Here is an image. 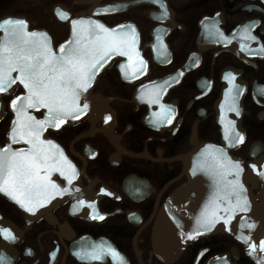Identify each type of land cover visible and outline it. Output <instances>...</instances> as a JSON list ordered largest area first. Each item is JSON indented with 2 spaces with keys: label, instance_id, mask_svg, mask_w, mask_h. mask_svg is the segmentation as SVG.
I'll return each instance as SVG.
<instances>
[{
  "label": "flooded vegetation",
  "instance_id": "1",
  "mask_svg": "<svg viewBox=\"0 0 264 264\" xmlns=\"http://www.w3.org/2000/svg\"><path fill=\"white\" fill-rule=\"evenodd\" d=\"M53 1L25 0L24 7L0 0V18L25 17L29 28L46 31L56 48L69 29L55 19L52 7L62 5L72 17L91 10L108 28L129 23L137 29L140 62L113 59L90 92L100 99L98 111L41 130L48 160L35 175L46 187L25 195L0 190V264H160L151 251L154 220L187 180L178 158L194 142H221L214 104L227 70L244 88L245 140L230 153L245 170L264 156V0H142L133 6L125 5L132 0ZM23 94L15 86L0 97L5 157L33 149L27 136H10L25 118L17 119L8 104ZM28 114L51 119L36 109ZM5 175L0 173V184ZM28 196L32 212L19 202L28 204ZM173 264L253 263L232 236L217 233L195 240Z\"/></svg>",
  "mask_w": 264,
  "mask_h": 264
},
{
  "label": "water",
  "instance_id": "2",
  "mask_svg": "<svg viewBox=\"0 0 264 264\" xmlns=\"http://www.w3.org/2000/svg\"><path fill=\"white\" fill-rule=\"evenodd\" d=\"M75 1L78 4H91L93 0ZM141 1L132 0L125 3V5H137ZM51 11L55 19L66 24L69 29L67 39L55 49L48 33L39 29L30 30L28 22L23 16H3L0 21L6 19L23 20L26 22V26L23 28L24 32L46 33L49 47L57 56L61 54V45L67 51L77 38L80 39L82 47L92 46L94 37L87 32L81 33L79 23L75 25L79 35L74 37L73 34V21H92L102 24L93 19L91 10L87 12V15L82 14L76 17H71L62 5H54ZM59 12L66 13L67 18H61L58 15ZM13 27L20 26L4 25L0 27V49L7 40L11 39L8 32ZM5 29L8 31H5ZM108 29L112 30V37L120 38L123 36L127 43L119 50L109 52L104 57L100 65L94 70L93 77L88 81L86 89H77L79 96L73 103L79 105V108L74 111L73 115L64 119L66 123L78 119L84 113H91L92 115L98 111L96 108L97 104L100 103V99L98 96H92L90 92L99 75L113 59L121 58L130 64L140 62L137 29L129 23ZM99 31L97 29V32ZM26 38L37 42L43 41V37L39 35ZM10 75L15 83H12L11 87H6L4 92H0V97L11 93L16 85L23 89L24 94L19 96L21 99L17 101L16 109L12 107L11 101L8 105L9 110L16 113V118L27 119L29 117L28 110L30 109L42 111L44 117L51 118L48 109L42 104H37L33 108L26 106L24 97L28 95V89L24 87L19 79H15L19 76V71L14 70ZM222 79L224 86L214 104L217 123L221 132V142L219 145L208 142H194L193 148L187 154L178 158L182 163V173L187 180L168 196L154 220L150 235L151 251L160 264L175 263L181 253L195 240L217 233L232 236L243 247L245 255L253 264H264V250L260 247L261 241H264V174H261L264 173V156L255 158L245 170L242 161L230 153L231 150L239 148L245 140L240 127L244 88L239 76L234 71H225L222 73ZM22 103L25 104V110L18 117L17 109L20 108ZM84 104L88 105L86 109L83 108ZM2 113L3 104L0 100V117ZM237 133L244 137L242 142H238ZM236 162H239V168L242 169L238 176L234 168ZM252 165L256 167L253 168ZM237 180L240 185H243V191L240 192L237 188V192H239L241 203L246 198V209L237 206V195L231 191L232 185ZM257 184L260 188L253 194L252 190ZM205 217L211 221L206 227L201 226ZM248 225L254 226L250 228Z\"/></svg>",
  "mask_w": 264,
  "mask_h": 264
},
{
  "label": "snow or ice",
  "instance_id": "3",
  "mask_svg": "<svg viewBox=\"0 0 264 264\" xmlns=\"http://www.w3.org/2000/svg\"><path fill=\"white\" fill-rule=\"evenodd\" d=\"M58 15L61 18H67L66 13L59 12ZM77 23L81 25V33L87 32L90 36L94 37L92 46L82 47L80 39L77 38L72 42L67 51L61 45V54L57 56L49 47L46 33L24 32L23 28L26 26V22L23 20L6 19L0 21V27L4 25L20 26L13 27L8 32L11 39L7 40L3 44L2 49H0V92H4L6 87H11V84L15 83L10 73L18 70L19 76L15 79H19L24 84V87L28 89V95L24 97L26 106L33 108L37 104H42L48 109L51 116V119L43 121L35 120L29 116L19 124V129L14 127L11 130L10 136L12 138L18 132L21 138L27 136L28 143L33 145V149L26 156H21V154L16 152L10 153L7 157L0 155V173L6 174L3 178V184H0V190L8 191L11 188L12 192H20L22 195H25L31 193L36 187H46V185L36 183L38 177L35 175L39 166L45 164L48 160V157L44 155L43 149L40 147V144L43 143V141H40L41 130L46 125L59 128L64 123L66 117L73 115L74 111L79 108V105L73 103L79 96L77 89H86L88 81L93 77L94 70L100 65L104 57L109 52L119 50L127 43V40L123 36L120 38L112 37V30L98 22L92 21H73L74 37L79 35L75 28ZM97 29L100 31L97 32ZM5 31L8 30L5 29ZM37 35L43 37V41L37 42L26 38ZM252 39H255V37H252ZM20 99L21 97L17 96L11 101L14 109H16L17 101ZM87 107V104L83 105L84 109ZM24 110L25 104L22 103L20 108L17 109V116L20 117L21 112H24ZM108 119H111V117H108ZM13 123L15 124L16 121ZM237 137L238 142H242L244 139L239 133H237ZM48 143L51 144L52 142L48 141ZM252 167L255 168L256 166L252 165ZM234 168L238 176L242 170L239 168V162L235 163ZM72 172L75 175L74 168ZM69 182H71V178H69ZM56 187L55 184H52L53 189ZM237 188H239L240 192L243 191V185H240L238 180L232 185L231 191L237 195V206L246 209L247 200L245 198L242 203L240 202ZM13 198L17 199L15 195ZM26 198L28 204H25V200L23 199L19 200V202L23 206H26L29 212L34 211V206H28L29 204H33L30 196ZM80 203H83V201ZM99 218L103 219V216ZM210 223L211 221L205 217L201 226L206 227ZM253 226L248 225L250 228ZM3 232L8 238H14L7 229H4ZM260 247L264 250V241H261ZM109 251L112 250L109 249ZM113 254L115 255L114 252ZM92 258L99 259L100 256L98 253H93Z\"/></svg>",
  "mask_w": 264,
  "mask_h": 264
},
{
  "label": "rangeland",
  "instance_id": "4",
  "mask_svg": "<svg viewBox=\"0 0 264 264\" xmlns=\"http://www.w3.org/2000/svg\"><path fill=\"white\" fill-rule=\"evenodd\" d=\"M13 1H16L18 3V6H24V4H28V3H25V0H13ZM53 1V0H52ZM55 1V0H54ZM53 1V2H54ZM35 3L37 2V0L34 1ZM24 3V4H22ZM50 4H48L49 6ZM25 7V6H24Z\"/></svg>",
  "mask_w": 264,
  "mask_h": 264
},
{
  "label": "bare ground",
  "instance_id": "5",
  "mask_svg": "<svg viewBox=\"0 0 264 264\" xmlns=\"http://www.w3.org/2000/svg\"><path fill=\"white\" fill-rule=\"evenodd\" d=\"M33 1H35V0H33ZM38 1H39V0H37V2H38ZM37 2H36V3H37ZM97 107H99V105H98Z\"/></svg>",
  "mask_w": 264,
  "mask_h": 264
}]
</instances>
